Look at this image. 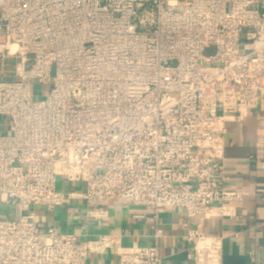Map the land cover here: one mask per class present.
I'll return each mask as SVG.
<instances>
[{
  "label": "built area",
  "instance_id": "1",
  "mask_svg": "<svg viewBox=\"0 0 264 264\" xmlns=\"http://www.w3.org/2000/svg\"><path fill=\"white\" fill-rule=\"evenodd\" d=\"M0 37V264H182L157 241L43 228L30 209L229 214L242 194L224 136L264 104V0H0ZM60 177L81 189L65 197ZM183 238L188 264L223 263L222 236L189 223Z\"/></svg>",
  "mask_w": 264,
  "mask_h": 264
},
{
  "label": "crops",
  "instance_id": "2",
  "mask_svg": "<svg viewBox=\"0 0 264 264\" xmlns=\"http://www.w3.org/2000/svg\"><path fill=\"white\" fill-rule=\"evenodd\" d=\"M245 111L229 118L230 131L224 136L227 186L242 194L240 200L226 203L229 214L189 218L183 209H166L157 224L145 208L119 204L101 211L80 198H70L53 210L33 207L30 213L43 228L54 227L80 237L117 234L125 246H148L157 241L163 262L182 264H188L192 251L183 238L186 224L191 223L206 235L223 237L222 264H264V104ZM7 130V119L0 117V132ZM60 182L65 197L81 189L65 178L60 177ZM98 259L92 257L89 264H97ZM117 261L111 254L102 258L105 264Z\"/></svg>",
  "mask_w": 264,
  "mask_h": 264
},
{
  "label": "rangeland",
  "instance_id": "3",
  "mask_svg": "<svg viewBox=\"0 0 264 264\" xmlns=\"http://www.w3.org/2000/svg\"><path fill=\"white\" fill-rule=\"evenodd\" d=\"M0 41H3V39L1 37H0ZM50 88L51 87H49V86L47 87V85L41 86V85L36 84V86H35L36 93H38V94L42 93L43 91L48 92ZM61 183L62 182H60V179H59V182H58L59 188H60ZM1 211H2V215H6V212L13 214L15 212V208L13 206H4V207H2Z\"/></svg>",
  "mask_w": 264,
  "mask_h": 264
}]
</instances>
